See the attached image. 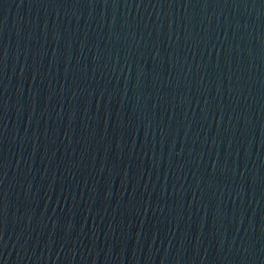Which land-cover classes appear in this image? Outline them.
Segmentation results:
<instances>
[{
    "label": "water",
    "instance_id": "water-1",
    "mask_svg": "<svg viewBox=\"0 0 264 264\" xmlns=\"http://www.w3.org/2000/svg\"><path fill=\"white\" fill-rule=\"evenodd\" d=\"M0 264H264V0H0Z\"/></svg>",
    "mask_w": 264,
    "mask_h": 264
}]
</instances>
